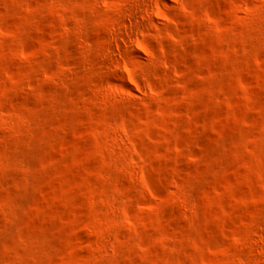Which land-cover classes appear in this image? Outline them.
<instances>
[{"label":"rangeland","instance_id":"1","mask_svg":"<svg viewBox=\"0 0 264 264\" xmlns=\"http://www.w3.org/2000/svg\"><path fill=\"white\" fill-rule=\"evenodd\" d=\"M0 264H264V0H0Z\"/></svg>","mask_w":264,"mask_h":264}]
</instances>
